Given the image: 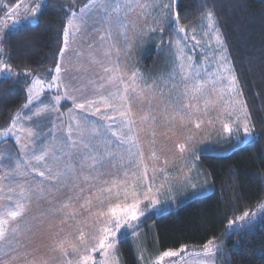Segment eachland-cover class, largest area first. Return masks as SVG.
Returning a JSON list of instances; mask_svg holds the SVG:
<instances>
[{"label":"rangeland","instance_id":"rangeland-1","mask_svg":"<svg viewBox=\"0 0 264 264\" xmlns=\"http://www.w3.org/2000/svg\"><path fill=\"white\" fill-rule=\"evenodd\" d=\"M176 1L173 3V0H140L141 3L148 5L146 9L135 8L132 11H122L119 14L111 13L110 20L105 19L109 16V12L93 10L89 13L90 18L87 19L86 25L81 26L80 32L73 37L71 35L72 30H69L68 50L65 52L63 60H59L64 69L61 72V81L66 88L48 87L49 83L52 82V76L55 75V67L37 74L28 71L23 72L30 80L29 88L37 78L44 81L42 87L34 89L32 103L27 104L28 106L25 107L18 119V125L24 129H31L34 135L28 138L26 133L17 132L16 134L21 137L20 143H17L12 135L0 136V177L6 173L12 174L9 179H0V186L6 187L11 184L14 187L16 183L22 184L25 180L32 185L34 191L30 197V203L27 205V212L21 221V227L24 228L31 224L34 225V228L32 233L25 232L21 239L28 250L39 249L38 252L33 253L37 258L43 256L50 260V264H56V261L50 259L52 256L59 257L58 252H50V247L54 246L53 240L67 238L74 241L78 234L76 221L69 218L66 223L61 224L60 221L64 219L63 214L58 213L53 216L49 211L59 207V204L67 200L69 195L78 191V189L69 191L72 184L79 185L84 189L80 193L81 197L84 198L90 196L94 191L89 185H99L103 179L114 175L124 178L125 171L129 172V180L131 181L133 179L131 173L137 171L138 182L144 187L151 184L155 199L159 200L160 203L156 209H150L149 201L143 199V188H141L142 202L140 207L145 215L140 218V222L134 230H127L126 235L130 236L139 264H154V261L163 251L151 252L149 250L145 233L143 230H139L145 217L152 213L158 215L176 209L187 200L199 197L211 190V184L200 169L195 153L212 148L218 141L237 134L241 135L236 136L241 142H249L254 138V134L249 137L244 134L245 116L240 108L237 107L235 111L225 108V101L230 102L233 99L243 101L241 95L237 97L234 93L230 94L225 90L224 101H216L207 108H205L204 101L208 98V91L205 92L204 96H198L197 99L184 97L186 82L182 80V73L179 68L181 59L188 63V58L191 57V63L195 71L200 73L199 79L202 80L208 79L209 73L214 74L213 79L216 75H226L227 73L221 70V65L225 68L230 66L233 73L234 70L214 16L210 24L206 15L196 28H184L179 24L186 32L176 33L170 44L163 43L161 38L164 32L173 25L172 19L176 16L174 12ZM40 2L42 3V0ZM107 2L114 6L116 0H107ZM33 6H35V0H21L17 4H11L9 0H0V40L3 33L14 25H18L23 20H35V17L30 16L25 11L26 7ZM75 13L79 16L80 10ZM161 28L165 30L161 32ZM109 29L111 38L108 36ZM217 33L221 37L222 44L217 43L215 39ZM193 34L196 40L200 41L198 45L191 39ZM101 36L105 37L104 40L100 39ZM152 46H155L157 50L161 49L160 52L166 55V70L160 74L157 73V70L151 73L145 72L140 65V55ZM180 49H183L182 55ZM105 53L108 54L105 55ZM221 56L225 57L223 61L220 60ZM93 57L98 62L93 63ZM0 65L9 67L5 59L3 60L1 57ZM117 65L126 73L123 79L127 83H131L128 76L133 72L138 74V91L142 90L143 92L140 96L130 92V99L133 119L136 121L135 127L142 129L137 134L149 167L146 181L139 177L138 170L134 164L128 163L127 158L120 159L121 155L126 157L124 150L127 145H119L117 138L104 130V125L111 123L114 131H123L126 134L128 132L118 113L113 109L105 108L103 102L99 100L100 95L108 96L110 92L116 91V88L111 85H105L103 89L97 88L99 84L103 83L100 77L111 75V73H105L104 68L108 67L115 70ZM156 65L155 62L154 67ZM9 68L11 71L0 72V77H16L18 75L16 70ZM195 71L192 75H195ZM91 81H94L95 84ZM192 82L187 81L189 85ZM224 84H227L226 80L218 84L217 87H222ZM120 88L122 89L123 85H120ZM66 90L71 96L76 97L77 103H83L85 100H93L97 103L92 107L85 104L84 109L74 108L72 101L64 98ZM238 91L240 92L239 85ZM58 96L60 102L56 104V97ZM211 98L215 99V96L213 95ZM115 103L120 105L123 102L117 100ZM185 105H193L195 108L187 109L184 107ZM45 106H47L46 110L35 115ZM96 107L100 108V112L93 115ZM196 108L199 110H195ZM70 109H72L71 112ZM188 111H191V116L187 115ZM176 112L184 114L185 119L181 120L179 116H174ZM246 112L248 113L247 108ZM145 115L149 119L141 121L140 117ZM105 116H115V121H106L102 118ZM153 117L154 119H152ZM76 120L81 122L80 131L83 132L84 141L92 147V153L100 156H103L105 151L113 153L112 157L102 159L95 169H89L85 166L81 170L79 160L85 152H81L79 148L69 149L64 143L69 124L75 129ZM197 123L200 125L198 128L196 127ZM225 125H228L231 131H226ZM93 128L99 129L101 134L91 135ZM77 136L78 133L74 132L73 139H77ZM181 145L184 146L183 152L180 150ZM44 147L53 149L56 155L60 157V161L58 165L53 163L50 153L48 164L37 165V167L44 170L46 166H50L53 169L52 174L55 175L58 170L64 169L65 163L71 162L76 164V174L73 176L71 172H68L61 176V182L51 180L43 181V184L41 183L43 178L35 173H30L26 177L15 176L13 169H15L17 161L23 164L25 159H31L33 155H38ZM58 149H62V152ZM152 151H155L158 159H147ZM69 152L78 155L69 157L67 155ZM32 163L35 165V161ZM154 168L157 169L155 175H153ZM100 173L103 175H99ZM86 177L87 179H85ZM93 177L97 178L93 179ZM65 184L69 187H65ZM193 185H195V189H193ZM40 187H43V198H40L39 192L35 191ZM16 191L19 192V189ZM194 193H200V195L195 196ZM18 198L14 194V200ZM82 202L83 199L77 201L76 207L79 208V204ZM261 204H264V199L254 210L249 212L256 213L254 217L250 215L247 218L249 224L260 221L264 212V209L260 207ZM86 215L87 212L81 210V217L78 219ZM34 217L35 219H33ZM40 221L43 223L41 224ZM241 223L237 218L230 228H238ZM57 232H59V236L54 235ZM121 237L123 236L118 234L115 248V256L118 258L119 264H122L118 251ZM212 240L217 246L218 253L219 243L215 238ZM201 247L188 246L189 249L194 248L196 250ZM20 251L23 252L24 249ZM94 255L97 260L100 259L98 253ZM69 258L74 259L71 252ZM193 260L194 258L189 257L183 264H192ZM217 262L218 255L215 258V264ZM164 264H169V260L166 259Z\"/></svg>","mask_w":264,"mask_h":264},{"label":"trees","instance_id":"trees-1","mask_svg":"<svg viewBox=\"0 0 264 264\" xmlns=\"http://www.w3.org/2000/svg\"><path fill=\"white\" fill-rule=\"evenodd\" d=\"M20 1L9 0L11 4ZM85 3L42 0L44 7L34 21L23 20L3 33L0 57L18 75L0 77V130L28 104L30 80L23 72L37 74L55 67L67 20ZM209 11L217 20L254 138L241 142L237 134L196 152L211 190L176 209L147 215L139 230L144 231L151 252L203 246L215 238L217 264H264V212L260 221L246 228L234 231L229 227V221L254 210L264 199V0H177L174 6L179 24L189 29L198 27ZM174 28L171 25L164 32V44L172 42L177 33ZM160 50L152 46L140 55L145 72L166 70V55ZM118 251L122 264H139L129 235L120 238Z\"/></svg>","mask_w":264,"mask_h":264},{"label":"snow or ice","instance_id":"snow-or-ice-1","mask_svg":"<svg viewBox=\"0 0 264 264\" xmlns=\"http://www.w3.org/2000/svg\"><path fill=\"white\" fill-rule=\"evenodd\" d=\"M175 0H173V3ZM44 5L40 0H35V6L26 7L30 16L38 17L40 9ZM148 5L146 3H141L140 0H116L114 6L107 2V0H87L84 7L80 8V15L77 16L75 12H72V15L69 16L67 20V26L63 30L64 36V46L60 49V59L63 60L65 52L68 50L69 35L70 29L71 35L74 37L76 33L81 31V26L87 24V19L89 13L93 10L109 12V16L105 19L111 18V13L119 14L122 11L128 12L132 11L135 8L146 9ZM168 7V5H165ZM71 11V9H69ZM11 18V17H9ZM27 18V17H25ZM207 18L210 21L213 19V13L208 12ZM172 24L175 25L174 30L177 33H185L186 30L179 26V17L178 14L173 17ZM154 31V29H152ZM161 32L165 29L161 28ZM109 38H111V32L109 29L108 32ZM104 36H101L100 39L104 40ZM191 39L195 41L198 45L200 41L196 40L195 35L193 34ZM217 43L222 44L221 37L219 34H216L215 37ZM91 47V46H89ZM2 51V49H0ZM181 55L183 54V49H180ZM108 53H105L107 55ZM91 55V53H89ZM224 56L220 57V60L223 61ZM93 63L98 61L93 57ZM180 72L182 73V80L186 82L184 97L190 99H197L198 96H204L205 92L208 91V98L205 99V108L210 104L216 103V101H224L225 90L228 93H234L235 96H240L242 93L238 91V81L236 76L231 71L230 66L225 68L221 65V70L227 73L224 76L216 75L215 79L212 78L214 74L209 73L208 79H199L200 73L195 71L192 63L191 57L188 58V63H185L181 59ZM64 69L60 62L55 65V75L52 76V82L49 83L48 87H65L61 81V72ZM11 71L7 65H0V72ZM195 71V75L192 73ZM105 73H111L106 77L102 76L100 79L103 83L97 86L98 89H103L105 85H111L116 88V91L110 92L108 96L100 95L99 100L103 102L105 108L113 109L124 121V127L128 129L127 134L123 131H114L112 129L111 123H106L104 125V130L106 133H111V136L116 137L119 141V145H127L125 148L126 157L121 155L120 159L124 160L127 158L128 163L134 164V167L139 172V177L144 181L147 180L149 167L146 163L145 154L141 148L138 131L142 129H137L135 127L136 121L133 119V112L131 108V99L130 92L140 96L143 94L142 90L138 91L137 80L139 79L138 74L133 72L128 76V80L131 83L125 82L123 77L126 75L119 66L115 67V70L112 68L105 67ZM224 80L227 81V84H224L222 87H217L218 84H221ZM187 81H193L190 85ZM60 82V83H57ZM91 83L95 84L94 81ZM44 81L37 78L33 81L32 86L28 89L29 97L28 103H32L33 100V91L38 87H42ZM120 85H123V88H120ZM211 86V88H209ZM215 96V99H212V96ZM64 98L70 99L73 103L74 108L84 109L85 104H88L90 107L94 106L97 101L85 100L83 103H77L76 97L71 96L67 90L64 93ZM122 101L123 103L117 105L115 101ZM60 97H56V104H59ZM225 108L235 111L237 107L244 113L245 120L243 131L246 137L253 135V126L250 125V119L248 118V113L246 112V106L241 99H233L230 102L225 101ZM26 104L24 107H27ZM187 109H193V105H185ZM47 106L44 109H40L35 115H39L40 112L46 110ZM123 108V110H121ZM195 110H199L196 108ZM70 112L72 109L69 110ZM100 112V108L96 107L93 115ZM191 111H188L187 115L191 116ZM174 116H179L181 120L185 119V115L181 112L174 113ZM106 121H115V116H105L102 117ZM19 114L14 116L9 124V126L3 130H0V136L8 137L12 135L15 137L16 142L20 143L21 137L17 135V132L26 133L28 138H31L34 135V132L31 129H24L22 126L18 125ZM75 119V117H72ZM149 117L147 115L140 117L141 121H147ZM154 119V117L152 118ZM76 128L74 129L71 124H69L67 138L64 143L69 149L79 148L81 152H85L83 157L79 160V167L81 170L86 166L89 169H95L96 165L101 162L102 159L112 157L113 153L111 151H105L103 156L92 153V147L86 143L83 139V132L81 129V122L79 120L75 121ZM199 123L196 124L198 128ZM226 131H231L228 125H225ZM74 132L78 133L77 139H73ZM100 131L97 128L91 130V135L96 136L100 135ZM155 143V141H153ZM27 147V145H25ZM87 150V151H85ZM180 150L184 151V146H180ZM62 152V149H58ZM51 153V158L53 163L57 164L60 161V157L56 155V152L50 147H44L38 155H33L31 159H25L23 164L19 161L16 163L13 173L15 176L26 177L30 173H35L39 177L43 178V181L55 180L61 182V176L66 175L68 172H71L73 176L76 174L77 167L76 164L67 162L64 165L63 170H58L55 175H53V169L50 166H46L44 170H41L37 165H47L48 158ZM69 157L78 155L77 153L69 152L67 153ZM151 160L158 159L155 151L151 152V155L147 158ZM35 161V165L32 163ZM91 161V163H89ZM157 169H153V175ZM11 173H6L0 179H9ZM99 175H103L100 173ZM133 179L129 180V172H124V178H119L117 176H111L107 179H103L99 185H89L93 188L94 191L88 197L82 198L80 193L84 191L79 185L65 184V187H69V191L78 189L74 191L72 195H69L67 200L61 202L59 207L50 209L49 211L53 216L58 213H62L64 219L60 221L61 224L67 222L70 218L76 221L77 224V235L74 241H70L67 238L61 240H53V245L50 247V252L59 253V257L52 256L51 260L56 261V264H119L118 258L115 256V248L117 245V236L120 234L124 236L127 234L128 229H135L140 222V218L145 215V212L141 209V188H143V199L149 201V208L156 209L159 205V200L155 199L153 193V186L151 184L144 187L137 179V171L131 173ZM97 177H93L96 179ZM87 179V177L85 178ZM163 187V185H161ZM195 189V185L192 186ZM19 189V192L16 191ZM34 189L32 185L25 180L24 183H16L13 187L11 184L8 186H0V264H50V260L40 256L37 258L33 253L38 252V248H32L28 250L26 244L22 241L21 237L25 232L32 233L34 225L28 224L24 228L21 227V221L27 212V205L30 203V197ZM35 191L39 192L40 198L44 197L43 187L36 189ZM158 191V189H157ZM14 194L19 198L14 200ZM195 196H199L200 193H194ZM83 199V202L79 204V208L76 207V202ZM11 204V206H9ZM264 209V204L260 206ZM95 209V210H93ZM81 210L86 211L87 215L81 217ZM162 211V209H161ZM255 216L256 213L245 212L242 216L238 217V220L242 223L238 226L237 229H243L249 226V221L247 218L249 216ZM35 219V217L33 218ZM42 224L43 221H40ZM234 221H229V227L233 225ZM51 227V225H49ZM124 230V231H122ZM63 231V229H60ZM59 236V232L54 234ZM24 249L23 252L20 250ZM71 256L73 258H69ZM99 254L100 259L97 260L94 254ZM217 246L213 240H208L199 250L189 249L187 245H181L178 249H167L159 254L158 258L154 261V264H164L166 259L169 260V264H183V262L192 257L194 260L192 264H215V258L217 257Z\"/></svg>","mask_w":264,"mask_h":264}]
</instances>
